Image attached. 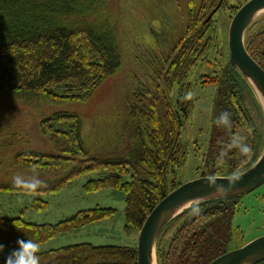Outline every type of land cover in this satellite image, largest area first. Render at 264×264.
I'll list each match as a JSON object with an SVG mask.
<instances>
[{
  "label": "trees",
  "instance_id": "1",
  "mask_svg": "<svg viewBox=\"0 0 264 264\" xmlns=\"http://www.w3.org/2000/svg\"><path fill=\"white\" fill-rule=\"evenodd\" d=\"M218 2L186 0L182 23L175 29L168 48L133 58L134 70L118 122L123 124L122 132L129 133L125 153L114 159L91 153L82 143L76 114L57 112L42 120L41 130L49 135L53 153H18L9 163L10 167L31 172L36 165L34 175L38 174L47 185L31 194V209L41 211L48 207L40 195L58 194L81 177L96 174L82 185V190L93 193L111 189L123 193L124 232L138 234L152 208L181 184L174 179L175 170L186 158L181 127L193 104V92L186 80L211 48L212 18L207 22L205 19ZM102 11L101 4L91 12L77 0H0V92L24 102L44 99L56 105L87 100L120 69L122 62L115 23ZM261 23L264 15L248 26L244 45L264 70V30L251 31ZM210 82L215 81L209 79L202 84H213ZM219 86L212 101L215 131L209 141V162L226 165L228 172L209 176H229L245 170L257 159L264 144L260 106L240 73L230 70L228 63ZM174 88L176 96L172 101ZM189 92L192 98L182 100ZM222 112L230 114V127L215 123ZM68 121L72 122L68 132L53 128L54 122ZM237 134L251 147L250 156H242L236 148L229 147L231 137ZM118 137L119 147L123 139ZM0 192L23 194L9 182H0ZM240 197L205 201L198 204L203 210L199 216L192 214L196 204L174 218L157 240V264H208L240 247L243 243L232 246L231 228ZM115 213V208L96 206L46 224L0 215V244L4 250H13L18 239H32L41 246L112 218ZM14 221H18V230ZM38 255L40 264H136L135 246H95L84 242ZM5 260L0 258V264H5Z\"/></svg>",
  "mask_w": 264,
  "mask_h": 264
},
{
  "label": "rangeland",
  "instance_id": "2",
  "mask_svg": "<svg viewBox=\"0 0 264 264\" xmlns=\"http://www.w3.org/2000/svg\"><path fill=\"white\" fill-rule=\"evenodd\" d=\"M186 0H77L84 8L95 12L101 4L102 15H110L117 29L121 49L120 69L105 79L84 102H70L56 105L44 99L24 102L0 92V182L12 183V177L21 174L34 175L10 167L12 158L18 153H53L49 135L41 130L42 120L57 112L79 116L81 140L91 153L114 159L128 149L129 133H123L118 124L120 110L124 109V95L130 85V74L134 70L133 58L140 59L148 52L166 50L174 39L175 29L183 19ZM244 0H223L212 15L211 48L205 59L197 63L186 82L193 92V104L188 117L181 127V141L185 145L186 158L175 170L176 182L184 183L201 177L223 175L228 172L226 165L209 162V141L213 133L212 101L220 90L219 79L227 68V30L233 13ZM262 22V21H261ZM260 24V23H259ZM258 25V24H257ZM264 30V23L254 26L252 32ZM81 44L82 41L80 40ZM211 77V78H208ZM213 84L203 85L204 81ZM208 84V83H206ZM175 88L170 94L175 100ZM72 122H54L59 131L71 130ZM118 138L123 142L118 147ZM210 173V174H209ZM90 174L81 177L65 187L58 194L40 195L48 202L41 211L31 209L34 195L0 192V215L21 217L36 224L56 223L77 211L99 207H112L116 213L112 218L89 224L81 229L57 237L41 245L40 252L76 243L98 245H120L136 247L137 234L124 232V194L103 189L85 193L82 185ZM172 176H168L171 181ZM174 181V182H175ZM232 246L249 242L264 235V184L240 197L231 220ZM12 250H4L0 258H6Z\"/></svg>",
  "mask_w": 264,
  "mask_h": 264
},
{
  "label": "water",
  "instance_id": "3",
  "mask_svg": "<svg viewBox=\"0 0 264 264\" xmlns=\"http://www.w3.org/2000/svg\"><path fill=\"white\" fill-rule=\"evenodd\" d=\"M222 0L209 13L205 22L221 6ZM264 15V0H247L233 14L227 30L228 67L240 73L251 88L262 112L264 121V70L245 49L244 35L248 26ZM240 179L223 198L215 196L209 187L210 176H201L177 186L164 196L150 211L141 226L136 241V264H157L156 243L163 229L189 207L210 200L240 197L264 184V144L257 159L239 172ZM230 176V175H229ZM229 176H214L217 184L227 187ZM264 261V235L227 251L208 264H257Z\"/></svg>",
  "mask_w": 264,
  "mask_h": 264
},
{
  "label": "clouds",
  "instance_id": "4",
  "mask_svg": "<svg viewBox=\"0 0 264 264\" xmlns=\"http://www.w3.org/2000/svg\"><path fill=\"white\" fill-rule=\"evenodd\" d=\"M192 98V93L189 92L185 96L181 97L182 100H188ZM217 126H231L230 114L228 112H222L217 120L215 121ZM229 147H234L238 150L239 154L242 156H250L252 149L249 145L244 143V138L237 135L231 137ZM223 155V153L221 154ZM32 172H37V166H32ZM227 187L222 184H217L216 178L210 176L207 180L209 187H214L215 196L217 198L226 197L232 190L235 183L240 179L238 172L232 173L228 178ZM13 188L19 189L21 193L30 195L36 193L38 190L45 188L47 185L39 179L38 174L31 176H23L21 174H16L12 177ZM203 210L197 204L192 209V214L199 216ZM18 221H14L13 226L17 229ZM18 230V229H17ZM41 250V246L38 242L32 239H18L17 247L13 249L6 257L5 264H40V257L38 253ZM4 252V246L0 244V253Z\"/></svg>",
  "mask_w": 264,
  "mask_h": 264
}]
</instances>
